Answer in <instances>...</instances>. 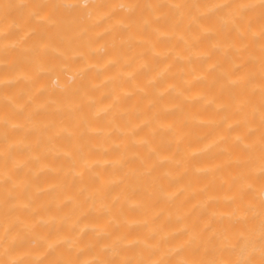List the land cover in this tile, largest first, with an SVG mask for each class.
Segmentation results:
<instances>
[{
	"label": "bare ground",
	"instance_id": "1",
	"mask_svg": "<svg viewBox=\"0 0 264 264\" xmlns=\"http://www.w3.org/2000/svg\"><path fill=\"white\" fill-rule=\"evenodd\" d=\"M242 2L0 0V264H264Z\"/></svg>",
	"mask_w": 264,
	"mask_h": 264
},
{
	"label": "clouds",
	"instance_id": "2",
	"mask_svg": "<svg viewBox=\"0 0 264 264\" xmlns=\"http://www.w3.org/2000/svg\"><path fill=\"white\" fill-rule=\"evenodd\" d=\"M241 10L249 14L259 15L260 17L264 18V0H243V2L237 7L234 12V15L239 14ZM261 31L264 32V25L261 26ZM248 249H245L247 252ZM244 253H242L243 255ZM254 254V253H253ZM6 257L3 264H24L22 260H12L7 258L9 253H3ZM233 264H251L250 260H236Z\"/></svg>",
	"mask_w": 264,
	"mask_h": 264
}]
</instances>
